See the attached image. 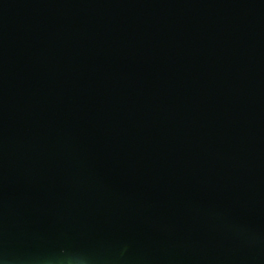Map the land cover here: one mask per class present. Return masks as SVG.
<instances>
[{"label":"water","instance_id":"95a60500","mask_svg":"<svg viewBox=\"0 0 264 264\" xmlns=\"http://www.w3.org/2000/svg\"><path fill=\"white\" fill-rule=\"evenodd\" d=\"M0 264H264V0H0Z\"/></svg>","mask_w":264,"mask_h":264}]
</instances>
